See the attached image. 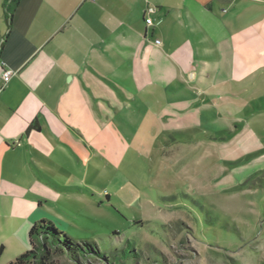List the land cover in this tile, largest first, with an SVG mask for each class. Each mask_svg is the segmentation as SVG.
Segmentation results:
<instances>
[{"label": "crops", "instance_id": "crops-1", "mask_svg": "<svg viewBox=\"0 0 264 264\" xmlns=\"http://www.w3.org/2000/svg\"><path fill=\"white\" fill-rule=\"evenodd\" d=\"M222 64H264V0H0L1 242L27 234L30 248L35 222L66 225L57 185L84 145L136 107L144 133L156 111L212 90L199 83Z\"/></svg>", "mask_w": 264, "mask_h": 264}, {"label": "rangeland", "instance_id": "rangeland-1", "mask_svg": "<svg viewBox=\"0 0 264 264\" xmlns=\"http://www.w3.org/2000/svg\"><path fill=\"white\" fill-rule=\"evenodd\" d=\"M261 68L214 65L199 83L213 89L156 111L147 134L140 107L122 114L119 128L104 126L96 143L84 145L77 174L57 185L69 211L66 225H54L95 242L109 259L76 261L57 251L52 264H264ZM204 102L210 108L198 109ZM27 237L0 240V264L29 249Z\"/></svg>", "mask_w": 264, "mask_h": 264}, {"label": "trees", "instance_id": "trees-1", "mask_svg": "<svg viewBox=\"0 0 264 264\" xmlns=\"http://www.w3.org/2000/svg\"><path fill=\"white\" fill-rule=\"evenodd\" d=\"M19 1L15 0V5ZM9 12L12 16V10ZM29 242L30 248L18 254L9 264H52L53 254L57 251H65L76 261H79L81 257L109 259L108 252L95 242L76 241L67 232L57 229L51 221L39 220L35 222L29 230ZM3 251L4 246L1 245L0 257ZM133 251L126 252L124 255L129 257L131 254L133 255Z\"/></svg>", "mask_w": 264, "mask_h": 264}, {"label": "built area", "instance_id": "built-area-1", "mask_svg": "<svg viewBox=\"0 0 264 264\" xmlns=\"http://www.w3.org/2000/svg\"><path fill=\"white\" fill-rule=\"evenodd\" d=\"M147 10H148L149 13H152V12L155 11V8L154 7H150ZM146 22H147V24H151L152 23L151 17L147 18L146 19ZM156 42L157 43H160V40H157ZM11 75H12V72L11 71H9V70L8 71H5L4 72V76H3L4 77V80L5 81H8L11 78Z\"/></svg>", "mask_w": 264, "mask_h": 264}]
</instances>
